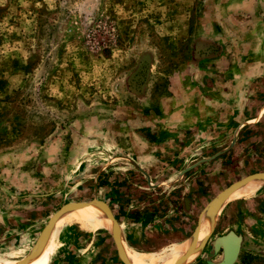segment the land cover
Segmentation results:
<instances>
[{
  "label": "rangeland",
  "instance_id": "obj_1",
  "mask_svg": "<svg viewBox=\"0 0 264 264\" xmlns=\"http://www.w3.org/2000/svg\"><path fill=\"white\" fill-rule=\"evenodd\" d=\"M257 172L264 0H0V264H264Z\"/></svg>",
  "mask_w": 264,
  "mask_h": 264
},
{
  "label": "bare ground",
  "instance_id": "obj_2",
  "mask_svg": "<svg viewBox=\"0 0 264 264\" xmlns=\"http://www.w3.org/2000/svg\"><path fill=\"white\" fill-rule=\"evenodd\" d=\"M261 178H263V177H258V178H255V179H252V180L247 181L246 183H244L240 187H238L235 190H233L227 197H229L231 194L235 193L241 187H242L241 189H243L242 190V193H248V192L253 191L257 186H255L254 183H250V184H247V183H249L251 181H254V180L261 179ZM103 206H105V205L103 203H101V202H96V203L90 202L87 205L82 206V207H69V208H67L57 218V220L55 221V224H54L53 228L51 229L50 233L47 236L51 235V233L54 231V229L56 228V226L59 227L62 224V221L64 219L63 215L65 214L66 211H69V210H78V209L90 210V209H93L92 211L86 212L85 214H82L79 217V221L81 222V224L85 228H91L92 226H95V224H103L105 221L108 220L107 213L104 211V207ZM105 208L107 209V211H109V209L107 208V206H105ZM212 212H213V210H212ZM212 212H209V211L206 212V214L204 216V221H203V223H201L202 224L201 225V231H200V238L201 239L202 238H205V236H207L209 234V232L211 231V229L214 226V222H215V216L214 215L215 214L212 213ZM114 223H116V222H114ZM118 234H119V231H118ZM196 246H197V244H196ZM47 248L48 247L45 246L44 248L38 249V255L36 256L35 260H33V261H30V262H27V263H25L24 261H18L17 263L16 262L15 263L16 264H44L45 261H46V259H47V251H46ZM183 249L184 248H182L181 250L172 251L170 253V255H169V261H170V263L169 264H177L176 263V259L181 256V252L183 251ZM192 249L195 250V248H190L188 251H186V253L184 252L185 254L182 255V256H185L184 259H183V261L187 259L188 254L191 253V250ZM135 258H136V256L134 258H132V259H129V258L128 259L131 262H133V261H136ZM11 262H13V261H11ZM12 264H14V263H12ZM135 264H143V262L142 261H137Z\"/></svg>",
  "mask_w": 264,
  "mask_h": 264
},
{
  "label": "water",
  "instance_id": "obj_3",
  "mask_svg": "<svg viewBox=\"0 0 264 264\" xmlns=\"http://www.w3.org/2000/svg\"><path fill=\"white\" fill-rule=\"evenodd\" d=\"M258 177H264V172H257L251 175H248L244 178H242L241 180H238L237 182H234L233 184H231L228 188H226L225 190H223L215 199V203H221L223 202L226 197L236 188L240 187L241 185H243L244 183H246L249 180L258 178ZM88 202H73L70 204H66L64 205L59 211H57L52 218L50 219L48 225L45 227V229L43 230L42 233V237L41 239L45 238L51 231V229L53 228L55 221L57 220V218L64 212V210H66L69 207H82L87 205ZM40 239V240H41ZM40 244V242H39Z\"/></svg>",
  "mask_w": 264,
  "mask_h": 264
},
{
  "label": "trees",
  "instance_id": "obj_4",
  "mask_svg": "<svg viewBox=\"0 0 264 264\" xmlns=\"http://www.w3.org/2000/svg\"><path fill=\"white\" fill-rule=\"evenodd\" d=\"M102 43V42H101ZM105 51L107 52L108 50L105 48Z\"/></svg>",
  "mask_w": 264,
  "mask_h": 264
}]
</instances>
